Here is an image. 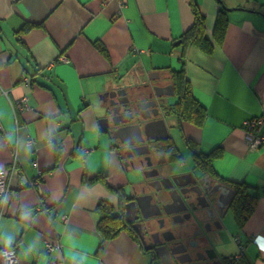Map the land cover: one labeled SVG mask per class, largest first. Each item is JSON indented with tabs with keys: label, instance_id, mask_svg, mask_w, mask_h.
Segmentation results:
<instances>
[{
	"label": "crops",
	"instance_id": "crops-1",
	"mask_svg": "<svg viewBox=\"0 0 264 264\" xmlns=\"http://www.w3.org/2000/svg\"><path fill=\"white\" fill-rule=\"evenodd\" d=\"M190 1L0 0V166L9 170L16 151L21 168L10 177L0 216V264L8 247L16 264H149L126 231L103 240L98 230L97 204L117 207L116 188L134 183L102 131L100 105L106 92L130 96L148 85L161 104H173L171 72L181 69L207 116L200 126L165 116L178 150L170 158L186 162V155L194 165L193 150H219L211 175L233 189L244 183L255 196L241 226L231 200L224 210L231 223L219 219L229 251L219 245V222H202L207 246L240 264H264V146L250 150L243 130L246 119L264 115V0H194L211 52L178 41L193 23ZM221 8L228 23L217 44ZM25 23L34 26L19 32ZM23 97L28 106L19 108ZM94 174L106 175V183L91 181ZM46 242L61 246L48 250Z\"/></svg>",
	"mask_w": 264,
	"mask_h": 264
},
{
	"label": "water",
	"instance_id": "water-1",
	"mask_svg": "<svg viewBox=\"0 0 264 264\" xmlns=\"http://www.w3.org/2000/svg\"><path fill=\"white\" fill-rule=\"evenodd\" d=\"M160 96L155 85L145 86L142 90L134 91L130 96L126 95L124 89L111 90L103 94V98L108 101L107 104L100 105V110L103 111V116L99 120L102 131L106 134L110 143L117 149L125 171L132 168L137 171L136 173L141 174L142 177L134 178V183L124 188L127 199L125 203V218L128 221H133L134 218L130 216V213L134 212L137 208L144 212V205L156 207V204L151 202L154 196L164 202V207H171L168 210V215L182 212L190 207L193 210L192 219L194 220L195 218L198 221L202 217L201 210L209 206L207 198L211 199L214 197L219 217L221 218L234 194V189L227 184L216 182L214 184L215 189L209 191L202 182V177L197 179L196 173L190 172L189 174L193 177L192 187L186 186L183 189H177L172 187V184L169 186L164 185L163 180L168 179L165 175L162 176V179L158 180V184L160 185L153 187L154 193L147 192L145 187H143L142 181L147 177L143 169L153 166L154 154L159 148L158 143L155 144V142L171 138L170 129L165 119V116H169L170 113L167 109L168 106L161 104L159 101ZM173 161L175 162L173 167L176 170L181 167L188 168L185 167L186 162H184L182 156ZM154 169L157 171L156 176L166 173L165 171L161 172L157 168ZM223 200L224 204L220 206V202ZM177 204H182L184 208L173 209ZM157 209L159 210L158 207ZM211 211L213 212V210ZM218 222L219 226L217 228L221 230L217 236L218 240H220L219 245L221 248L227 249L230 247V243L229 241H225V239L221 240L223 239L222 231L224 227L221 220H218ZM204 237L206 238V236ZM207 241H211V238L208 236ZM195 244L190 243V246L194 248L196 247ZM179 248L182 250H178ZM179 248L174 249L175 252H186L187 250L183 242L179 243ZM218 256V253L215 251L214 255L207 254V259L202 264H240L227 259L226 255L220 254L221 258Z\"/></svg>",
	"mask_w": 264,
	"mask_h": 264
},
{
	"label": "flooded vegetation",
	"instance_id": "flooded-vegetation-1",
	"mask_svg": "<svg viewBox=\"0 0 264 264\" xmlns=\"http://www.w3.org/2000/svg\"><path fill=\"white\" fill-rule=\"evenodd\" d=\"M170 139L167 138L155 142V144L158 143L160 149L158 148L154 154L153 166L143 169L147 177L142 181V185L147 192H155L153 187L160 185L158 184V180L162 179L163 175L168 177L167 180H163V184L168 186L172 184V187L177 189L193 186V177L189 174L190 172L196 173L197 179L202 177V182L209 191L215 189L214 184L216 182L223 183L210 173L202 172L195 161L191 167H181L176 170L173 167L175 163L173 161L174 159L170 158V155L174 154L169 147V144L172 143ZM165 146H168V156L163 153V147ZM154 168H157L161 172L165 171L166 173L156 176L157 171ZM198 184L200 185V183ZM207 200L209 201V206L201 210L202 217H200L199 221L195 218L194 220L192 219L193 210L190 207L182 212L168 215V210L171 207H164V202L158 200L156 196L151 200L153 204H156V207L144 205V212L137 208L134 212L132 211L130 213V216L134 218L133 221H128L130 228L139 239L141 248L149 254V264H202L206 261L207 254L214 255V251L211 249L212 247L207 246L210 242H207L208 234L206 235V225H204L205 223L202 224V222L207 221L208 223V220L212 219L213 222L217 223L220 217L214 197L211 199L207 198ZM223 204L224 200L220 202V206ZM179 208L184 207L182 204H177L173 207V209ZM180 242H183L187 247V253L185 251L175 252L174 249L179 248ZM190 243H196V247L192 248ZM178 250L182 249L179 248ZM218 255L221 258L220 254ZM227 259L236 262L234 255L227 256Z\"/></svg>",
	"mask_w": 264,
	"mask_h": 264
},
{
	"label": "trees",
	"instance_id": "trees-1",
	"mask_svg": "<svg viewBox=\"0 0 264 264\" xmlns=\"http://www.w3.org/2000/svg\"><path fill=\"white\" fill-rule=\"evenodd\" d=\"M193 23L178 39L184 49L189 46L197 47L205 52H211L213 49V43L207 37L205 33V16L200 11L198 5L194 0L190 1ZM228 23L227 11L224 8L218 10L215 20L214 29L212 32V38L215 43H222L225 35L226 26ZM34 24L25 23L19 32L29 31ZM100 46L102 53H105L104 48ZM174 92L176 95V101L173 104L168 105V112L174 114L178 120V124L182 121H188L194 125H202L204 119L207 116L206 108L200 104L192 95L189 81L183 74V69L179 71L171 72ZM171 151L174 153L172 156L178 155V150L173 145L169 144ZM59 147L55 146V159L59 156ZM168 151V146H166ZM219 154V150H215L210 153H202L193 150V160L202 172L214 174L212 169V161ZM102 179L106 183V175L94 174L91 177V181ZM234 194L230 202V209L234 213L238 225H242L246 217L251 212L252 203L255 196L250 195L247 192V185L244 183L233 182ZM119 194L118 206L104 201H100L96 206V211L100 215L98 222V230L102 236V239H111L118 235L121 231H126L135 241L140 244L139 239L130 228V223L125 218V201L126 194L123 188H116ZM102 248V245H99Z\"/></svg>",
	"mask_w": 264,
	"mask_h": 264
},
{
	"label": "built area",
	"instance_id": "built-area-1",
	"mask_svg": "<svg viewBox=\"0 0 264 264\" xmlns=\"http://www.w3.org/2000/svg\"><path fill=\"white\" fill-rule=\"evenodd\" d=\"M19 108L27 107V97H23L17 104ZM243 130L246 134L247 144L250 150H257L264 146V115L254 116L243 122ZM3 134V128L0 122V140ZM16 151H14L16 157ZM1 154V149H0ZM14 157L12 166L9 170H5L0 166V216L3 212V204L10 191V177L13 173L20 174L21 168L18 167L17 159ZM65 217V216H64ZM65 219V218H63ZM60 242L53 244L46 242V247L51 250L54 247H60ZM3 264H16L18 255L14 247H8L1 250ZM50 264H64L62 261L53 260Z\"/></svg>",
	"mask_w": 264,
	"mask_h": 264
},
{
	"label": "rangeland",
	"instance_id": "rangeland-1",
	"mask_svg": "<svg viewBox=\"0 0 264 264\" xmlns=\"http://www.w3.org/2000/svg\"><path fill=\"white\" fill-rule=\"evenodd\" d=\"M190 155V154H189ZM184 158H185V160H186V165H185V167H191V165H192V160H191V158H189V156H186V155H184ZM130 169V173L129 174H134L133 175V178H142L141 177V174H139V173H136L137 171L136 170H134V169H132V168H129ZM134 170V171H133ZM223 219H224V221H225V223H231V220H232V216H231V213H230V211L229 210H227V212H225L224 213V215H223ZM209 237V236H208ZM225 250H227V251H229L230 250V247H228L227 249H225Z\"/></svg>",
	"mask_w": 264,
	"mask_h": 264
}]
</instances>
